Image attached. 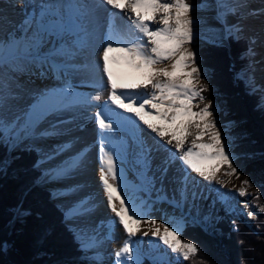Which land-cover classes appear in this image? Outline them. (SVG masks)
<instances>
[{
	"label": "snow or ice",
	"instance_id": "1",
	"mask_svg": "<svg viewBox=\"0 0 264 264\" xmlns=\"http://www.w3.org/2000/svg\"><path fill=\"white\" fill-rule=\"evenodd\" d=\"M245 6L216 0L217 19L227 28L228 15H236L239 8ZM36 7L38 12L26 15L19 26L23 36L17 38L10 34L7 40L0 39V66L12 64L21 71L35 66L41 69V75L47 71L65 81L80 70H91L97 77L96 87L106 89V95L99 93L81 98L72 92V85L65 82L59 89L39 93L34 103L9 120L5 109L8 101L16 96L6 84L0 83V139L19 141L34 137L38 134V125L48 115L74 104L103 101L102 105L96 106L94 114L98 129L99 181L107 207L114 216L110 227L118 224L126 235L114 252V264H141L140 250L133 238L141 233L143 225H147L148 230L143 231L142 236L150 235L152 247L158 252L154 264H179L180 259L188 261L197 256L198 245L182 238L187 227L183 216L163 220L145 218L146 214L140 211L121 184L124 179L122 164L131 154L140 168V190H155L156 177L150 175L152 149L139 124L171 146L157 147L158 151L166 153L161 182L169 166L177 160L183 167V175L176 181L178 187L172 197L163 195L158 199L182 209L188 199L189 183H194L190 173L221 187L226 184L217 175L221 167L228 169L224 173L226 176L239 178L240 173L216 123L213 103L211 100L205 103L204 93L209 90V85L204 82L197 52L191 47L198 36L199 21L191 14L196 6L190 0H68L55 4L42 0ZM202 7L212 5L205 3ZM101 12L107 13L106 25L100 22ZM121 14L127 16L130 23L123 22ZM118 20L121 23L118 24ZM154 23L159 26L153 28ZM102 29L105 30L102 32ZM240 31L239 25L228 29L230 35ZM101 42L99 60L102 69L97 60L89 61ZM248 54H255L252 48ZM74 58H83L85 63L83 66L71 63ZM101 70L102 77L99 76ZM124 133L131 135L133 143H129ZM56 134L55 125L52 131L39 133L42 136ZM189 137H192L190 145L186 143ZM71 147L70 143L59 145L48 158ZM86 159V149L77 152L58 166L55 174L69 175L83 167ZM250 186L251 182L245 178L237 190L239 196H247ZM160 191L163 192V188ZM219 195L224 198L223 194ZM192 196L195 197V192ZM87 205L89 200L73 205L66 213V219L91 213L94 205ZM244 207L247 209L249 205ZM260 211H264V207ZM248 216L255 218V213L250 210ZM114 235L113 231L110 238ZM78 239L86 249L101 243L95 230L91 235L81 230ZM160 244L165 249H160ZM167 250L175 254V260Z\"/></svg>",
	"mask_w": 264,
	"mask_h": 264
},
{
	"label": "trees",
	"instance_id": "2",
	"mask_svg": "<svg viewBox=\"0 0 264 264\" xmlns=\"http://www.w3.org/2000/svg\"><path fill=\"white\" fill-rule=\"evenodd\" d=\"M208 0H190L192 5ZM212 45L198 49V64L209 69L210 90L221 124L231 122L234 165L244 170L257 189L251 203L255 218L242 215L213 221L222 237L217 238L201 225L187 223L182 238L199 247L197 256L179 264H264V105L246 77L238 76L249 59V41L227 36L228 47ZM38 152L32 147L8 150L0 141V264H86L72 229L64 222V212L52 201V193L37 180ZM259 193V198L256 199ZM224 221V224L221 223ZM141 264H153L143 259Z\"/></svg>",
	"mask_w": 264,
	"mask_h": 264
},
{
	"label": "bare ground",
	"instance_id": "3",
	"mask_svg": "<svg viewBox=\"0 0 264 264\" xmlns=\"http://www.w3.org/2000/svg\"><path fill=\"white\" fill-rule=\"evenodd\" d=\"M39 1L40 0H0V39L6 35L7 40L9 38V35L13 34L15 30H17L19 33L18 38L23 36L24 33L22 31H19L18 28L25 17L24 15L22 16L20 15V13H18V6H21V10L27 7L31 8L33 6V10L31 12H25V15H29L33 11L38 12V8L36 6ZM48 2L53 4L56 3V1L54 0H48ZM191 14L192 16L198 15L207 18H217V9L214 5L207 8L196 6ZM99 15L100 22L102 23L104 18L107 16V13L101 12L99 13ZM121 19L126 20L127 16L121 14ZM119 21L120 20H118V22ZM253 23L256 24V26L260 30L264 31V11L261 16H259V19H257L256 22L254 21ZM102 24L106 25V20ZM104 30L105 29H102L101 31L103 32ZM102 47L103 45L101 42L100 46L96 49L95 55L89 57V61H91L92 59L97 60L101 69L102 61L99 60V55L100 53H102ZM256 47L258 52V55L256 57V74L257 76L262 77L264 80V48L262 46L259 47V45H257ZM70 62L83 66L85 60L83 58H74ZM102 75L103 74L101 70L99 76L102 77ZM72 76L74 80L72 79ZM72 76H68L65 81V79L63 78L57 79V77L51 72L46 71L44 75H41V69L35 66L22 71L17 70L12 64H5L3 66H0V83L6 84L8 86V90H10L16 96V99H10L8 101V105L6 106L5 114L7 119L12 120L16 115H20L22 110H26L32 103L35 102V97L41 92L52 89H59L64 86L65 82L70 83L71 85L73 82H76L80 85H85L88 83H95L97 79V77L93 75V72L91 70H80L72 74ZM81 88H74L72 85V92L74 91L76 94L84 95L85 97L95 96L99 93H103L104 95H106V89L95 87L93 90H91L90 88H86V90L83 91ZM88 105L89 107H91L92 103ZM73 107L74 105L62 109L59 112L48 115L47 118L43 120L37 128V131L43 133L46 130H52L53 125H55L57 135L60 136V139H56L57 144L53 146V148H51L52 151H54L59 145L69 143L72 145L71 149L65 152H61L60 154L64 157V159L62 160V158H58L54 163L52 161L54 160L53 157L51 159L48 158L50 156V148L46 146L47 143L45 142L46 139L50 138L45 135H40L39 140H37L38 146L40 147V153L38 150V160L39 163H41V160H44V165H46L45 170H50L52 172L58 166L62 165V163L67 160L68 157L74 156L77 152H80L82 150H87V159L83 167L73 172L76 175L75 178L70 179L66 182H61L58 181V179L63 178L64 176H50L51 183H49L48 187L52 190L50 191L51 193H54V196L55 194H66L67 191L76 190L78 191L77 196L80 199L78 204L81 201L89 200V205L87 206L94 205V210L91 213L72 219H66V221L69 223L70 228H73L75 230L74 231L72 229L73 232H76L78 235H81V230L88 231L89 235L92 234V230H95V233L97 234L101 243L95 247L88 248V253L94 255V258L91 261L93 264H108L110 263V261H114V252L122 245L124 239L126 238V235L123 232V229L118 224L110 227V222L114 219V216L107 207V200L103 193L102 185L99 181V145L97 136L98 129H96V125L94 123V116H92L91 120L87 118V116H89V114L91 113V111L85 109V107L87 106L78 108L80 109V113L86 111L84 112V114H77V108L73 109ZM74 118L78 119V124L74 120ZM64 121L66 122L62 124V122ZM88 124H93L94 131L92 127L87 126ZM139 127L143 132V137L146 140L148 146L152 149L151 157L153 156V158L151 159L150 175L155 174V190H140V168L139 165L135 163L136 157L131 154L127 156L122 164V167L124 169V179L121 181V184L125 188L126 194L135 202L137 207L140 209L143 207V203L145 202V194L148 190H150L153 195H167L169 198H171L174 189L178 187L176 181L183 175V167L181 162L177 160L175 164H173L171 167L169 166V171L165 176H163L161 182V169L164 167L163 161L166 153L164 151H158L157 147L158 145H162L164 148H169L171 146H168L165 141H162L158 137H155V134L146 129L143 124H139ZM124 135L131 144V135L128 133H124ZM206 139L207 138L205 137V140ZM191 140L192 137H189L186 143L190 145ZM14 142L18 141L14 140ZM172 151H175V149L173 150L172 148ZM226 171L227 168L226 166H224L221 167L220 171L217 173V175L221 179L226 181V186L224 187H221L215 182H213L212 184H208L200 177L195 176L194 173H190L192 179L196 181L194 183H189V195L183 208H176L172 203L164 200V203L161 202V204L155 205L153 209L154 211L147 214L146 218L163 220L169 217L178 218L180 216H183L187 221L190 217L188 216L184 207L202 204L204 205L209 196V202L212 203L210 207H220L221 205H225V203H227L228 201L232 202V197H236V195H234L233 188L236 189L238 187H236L234 183H230L232 180L229 181V177L224 174ZM42 173L43 175H45L44 177H46L45 171H43ZM161 188H163V192L160 191ZM193 192H195L194 198L192 196ZM219 194H223L224 198L222 199ZM206 195L209 196L205 199ZM228 195L230 197L232 196L230 200L227 198ZM58 200L62 201L61 207L59 206L61 204L58 202ZM58 200H56V202H58L59 205L57 203L56 204L63 210L65 221L66 213L68 212L69 208H71L68 205L69 200L68 198H64V196H60ZM190 200L192 201L191 203H189ZM161 201H163V199H161ZM147 230L148 226L143 225L141 233H138L137 236L133 239L135 242H137V245L142 244V248L147 252L154 253L157 250L152 247L153 238L150 235L149 237L142 236V232ZM113 231L115 233L114 238H110ZM155 243L159 244L158 241H155ZM159 247L162 250L165 249V246H163L162 244H160ZM167 251L172 258H176L175 254H171L170 250Z\"/></svg>",
	"mask_w": 264,
	"mask_h": 264
},
{
	"label": "rangeland",
	"instance_id": "4",
	"mask_svg": "<svg viewBox=\"0 0 264 264\" xmlns=\"http://www.w3.org/2000/svg\"><path fill=\"white\" fill-rule=\"evenodd\" d=\"M44 1L48 2V0H43V2ZM54 1H56V3H59V2H65L66 0H54ZM41 2H42V0H40L39 3H37V5L40 4ZM227 2L229 4H237V5L244 4L246 6L240 7L239 11L236 15H231V14L228 15V17H227V28L225 27V24L217 18H207L204 16L193 15V17L199 21V24L197 25L198 36L195 39V41L193 42V44L191 45V47L193 49H195L197 52L199 48L206 46V45H210L209 40H212V42L218 41V43H216V45L226 46V37L230 35L228 32V29H231L233 25H239L241 28V31L239 33L233 32L231 35L236 36L237 38H239V37L246 38L249 41V47L253 49L255 54L249 56L250 62L248 64V66L246 68L242 69L238 76L239 77L240 76L246 77V79H247L248 83L250 84V86L252 87V89L254 91L261 93V95H262L261 102L264 105V80L262 77H259L256 74V57L258 55L256 46L259 45V47L262 46L264 48V40H263L264 39V31L260 30L256 26V24L253 23L254 21L256 22L257 19H259V16H261V14L264 11V0H227ZM205 3L215 6L216 0H208ZM204 4H199V5H195V6H202ZM32 10H33V6L31 8L27 7V8L22 9V10H21V6L20 5L18 6V11H19L18 13H20V15H22V16L24 15V17L26 16L25 15L26 11L31 12ZM105 20H106V17L104 18L102 23H104ZM122 21L125 23H130L128 21V19H126V20L122 19ZM119 23H121V21H119L118 24ZM158 26H159L158 23L152 24L153 28L158 27ZM18 30H19V28H18ZM13 34H15L18 38L19 33L17 30H15ZM6 38L7 37L5 35L1 39L6 40ZM253 40L255 41V43H253ZM197 55H198V53H197ZM198 58H199V56H198ZM199 67L202 69V76L204 77V82L208 84V78H209V72H210L209 69L202 68L200 65H199ZM261 76H262V74H261ZM72 79L74 80L73 76H72ZM72 85L74 88H78V87L81 88L82 87L81 89L83 91H85L86 88H90L91 90H93L96 87V84L94 82L92 84L88 83L85 85H80L76 82H73ZM210 89H211V87L209 86V90ZM78 96L81 98H89V97H85L84 95H80V94H78ZM206 98L207 99L205 100V103H207L208 100H211L213 103V111H214L216 123H217V125H218V127H219V129L223 135L224 142L227 144L228 149L231 152L232 157L234 159V154L232 152L233 147H234L232 144L233 138H232L231 134L229 133V130L231 128H233L234 125L231 122H227L225 124L220 123L219 118L216 115L217 110L215 108H217V107H216V99H215L214 94H212ZM196 103L199 104V101L197 100ZM98 104L102 105L103 103H102V101H94V102H92L91 107H89L88 104H74L73 109L77 108L76 109L77 114H82V113L84 114V112H86V111L80 113V109H78V108L83 107V106H87V107H85V109L91 111L90 114L87 113V114H89V116H87V118L89 120H91L92 116H94V114L97 110L96 106H98ZM200 106L202 107L203 105L201 104ZM74 120L78 124V122H79L78 119L74 118ZM66 121L62 122V124L65 123ZM87 126L92 127L93 131H94L93 124L92 125L88 124ZM88 127H86V128H88ZM96 129H97V126H96ZM46 131H52V130L49 129ZM46 131H44V132H46ZM37 133L38 134L34 137H27L26 139H23V140L18 141V142H14V140H12V139H9L8 141H4V140L0 139V141L6 142L8 144L9 149H18L19 147H32V148H35L37 151L39 150V153H40V147L38 146V143H37V140H39V136H40L39 133L40 132L37 131ZM45 136L50 138V139H46L45 142L47 143L46 146L48 148H50V154L49 155H52L53 151L51 148H53V146H55L57 144L56 141L58 139H60V136L57 134L56 135H45ZM52 138H54V139H52ZM132 143H133V141H132ZM173 150H174V148H173ZM53 158H54V160H52V161L54 163L56 162V160L58 158H62V160L64 159V157L61 154L53 156ZM152 158H153V156L151 157V159ZM36 167L38 169H40V171H41V175H40L39 180H38L39 184L42 187H44L50 191L51 189L48 187L49 183H51L50 182V176H57L55 174V171L51 172L50 170H45L46 165H44V160H41V163H39V160H37ZM43 171H45L46 177H44L45 175H43V173H42ZM168 171H169V169H168ZM227 171H228V169H227ZM238 171L240 173L239 178H237L235 175H233L232 177H229V181L232 180L230 183H234L235 186L238 187L236 189L233 188L234 195H236V197L231 196L232 202L228 201L227 203H225V205H221L220 207L219 206H217V207L211 206L210 207V205L212 203L209 202L210 196L208 195L209 198H208V200H206L204 205L202 204V205H194V206L184 207L188 216L190 217L186 222L190 223L192 225L193 224H199L205 230H207L209 233H213L214 236H216L217 238L220 239V237H222V234L220 233V231L218 229H216L214 227V225L212 224L213 221L215 222L217 220L223 219L224 221L226 220L232 226V223H230L231 222L230 218H236L239 215H242L243 217H245L249 220H252L253 218H250L248 216V211L251 210L255 214L258 212L257 208L251 203V198L256 195L257 189L255 186H250L247 188V193H248L247 196H244V197L238 196L237 190L239 189L241 182L245 178H247L244 170L238 169ZM75 177H76V175L74 173H71L69 175H64L63 178H59L58 181L66 182V181H69L70 179H73ZM193 181L195 182L196 180H193ZM225 186H226V184H225ZM77 195H78V191H76V190L67 191L66 194H55V196L53 193L52 201L54 200L53 202L55 204L57 203L58 205L60 203L61 205H59V206L61 207L62 201H59L58 199L60 196H64V198H68V200H69V202H68L69 207H72L73 205L78 204V202L80 200ZM208 196L206 195L205 199ZM231 197L229 195L227 196V198L229 200L231 199ZM200 198H202V197H200ZM56 200H58L59 203L56 202ZM161 202L164 203L165 201L164 200L161 201V199H158V195H153L151 193V191L148 190L147 193L145 194V202L143 203V207L140 208V211L142 213L146 214L145 215V218H146L147 214L154 211L153 209H154L155 205L161 204ZM191 202L192 201L190 200L189 203H191ZM245 204L249 205V208L246 209L244 207ZM222 206H224V207H222ZM205 218H207V219H205ZM65 221H66V218H65ZM224 221L221 223V225L224 224ZM66 224L69 226V223L67 221H66ZM74 234H76L75 236L79 242L80 249L82 251V254L80 257L81 261H85L86 264H93L91 260L94 258L93 257L94 255L88 253V248L86 249V248L82 247L81 240L78 239L79 235L76 232ZM137 247L140 250V255H139L140 261H142L143 259H148L154 264V260L158 256V252L157 251L154 253L153 252H147L145 249L142 248V244H138ZM172 259L175 260L176 258H172ZM180 260H182V259H180ZM69 263L70 264H77L75 260L71 261ZM108 264H114V261H110V263H108Z\"/></svg>",
	"mask_w": 264,
	"mask_h": 264
},
{
	"label": "water",
	"instance_id": "5",
	"mask_svg": "<svg viewBox=\"0 0 264 264\" xmlns=\"http://www.w3.org/2000/svg\"><path fill=\"white\" fill-rule=\"evenodd\" d=\"M37 182H38V180H37ZM39 183V182H38Z\"/></svg>",
	"mask_w": 264,
	"mask_h": 264
}]
</instances>
